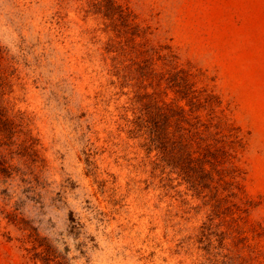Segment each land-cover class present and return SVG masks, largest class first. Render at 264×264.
Returning a JSON list of instances; mask_svg holds the SVG:
<instances>
[{
	"label": "rangeland",
	"instance_id": "obj_1",
	"mask_svg": "<svg viewBox=\"0 0 264 264\" xmlns=\"http://www.w3.org/2000/svg\"><path fill=\"white\" fill-rule=\"evenodd\" d=\"M170 60L241 137L237 188L149 141ZM0 112V264H264V0H0Z\"/></svg>",
	"mask_w": 264,
	"mask_h": 264
},
{
	"label": "trees",
	"instance_id": "obj_2",
	"mask_svg": "<svg viewBox=\"0 0 264 264\" xmlns=\"http://www.w3.org/2000/svg\"><path fill=\"white\" fill-rule=\"evenodd\" d=\"M118 16L125 20L128 14L120 8ZM169 65L171 71L168 82L175 95L172 99L175 104L156 106L157 117L151 121L149 141L156 145L163 156V162L177 170L190 187H207L205 185L212 181L209 177L210 171L206 169L208 166L221 175L220 180L225 184L232 186V189L237 188L235 185L240 172L235 160L241 137L224 119L221 100L211 91L196 89L189 70L178 68L171 60ZM201 111H205L208 116L206 122L200 121ZM222 127L226 129L222 135L225 140L218 135ZM204 133L211 136L213 142L204 144L202 157H199L198 145L204 141ZM208 155L215 159L214 162L207 159Z\"/></svg>",
	"mask_w": 264,
	"mask_h": 264
}]
</instances>
